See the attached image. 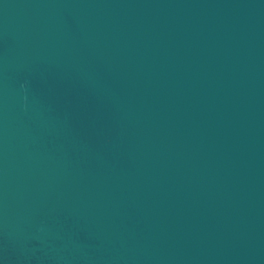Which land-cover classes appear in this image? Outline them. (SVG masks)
Instances as JSON below:
<instances>
[{
  "label": "water",
  "instance_id": "95a60500",
  "mask_svg": "<svg viewBox=\"0 0 264 264\" xmlns=\"http://www.w3.org/2000/svg\"><path fill=\"white\" fill-rule=\"evenodd\" d=\"M0 264H264V0H0Z\"/></svg>",
  "mask_w": 264,
  "mask_h": 264
}]
</instances>
